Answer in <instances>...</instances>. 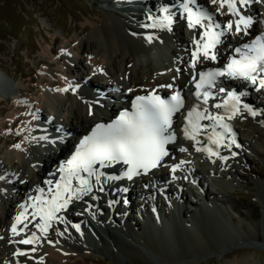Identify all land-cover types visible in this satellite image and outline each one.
Segmentation results:
<instances>
[{
  "label": "bare ground",
  "instance_id": "6f19581e",
  "mask_svg": "<svg viewBox=\"0 0 264 264\" xmlns=\"http://www.w3.org/2000/svg\"><path fill=\"white\" fill-rule=\"evenodd\" d=\"M199 1L207 11L215 16L216 22H232L235 25V20L239 18L228 15L226 8L217 11L218 5H213L211 0ZM250 5V10L247 9L244 11L243 8H240L242 15L251 17L253 20V24L248 29V33L257 32L264 27V2L252 3ZM129 12L131 11H127L128 16L130 14ZM134 13L137 15L136 20L134 19L137 22L130 20L128 16H119L110 11L105 14L108 18L106 21L101 20L99 22L97 21L98 17L89 15L87 22L84 23L83 29L80 31L82 36L78 34L75 38L70 37L68 32L58 29L63 37V42L56 49L58 51L66 49V52H61V57L49 55L54 53L55 49L47 42L48 46L44 51L47 52L49 58L46 56H40L38 58L41 63L39 70L41 71V79L39 85H36L38 93H31L34 89L32 85L25 89V97L12 95V97L5 101L3 98H0V103L2 104V101L6 102L9 104L10 109H17V107L21 106H26L29 109L33 105V110H36L33 113H47L45 114L46 117L51 114L55 115L52 121L47 119L52 129L61 131L67 129L71 134L78 135L85 133L95 122L102 120L98 101L91 92L94 86L98 87L94 88L95 90L108 85L112 86L114 90H119L121 94L119 100L124 104L129 102L134 96L144 94L146 89L164 91L168 87H161V85H172V87L177 86L178 88H184L190 85L188 79L193 72L190 64L193 59L192 52L196 48L194 38L199 36L202 29H189L180 16L175 17L177 22L173 23L171 31L144 27L143 25L151 24L153 21L149 20L148 16L143 15L141 12L135 11ZM148 32H157L156 37H153L151 42L148 41L146 36ZM230 33V36L228 34L224 36V41L227 44L233 40L236 44L242 37H246L243 33L236 34L234 30ZM229 37H233V40H230ZM158 39H163L161 44L166 46L165 50L156 44ZM43 40L47 41L45 38ZM170 43L174 46L171 47ZM164 57L165 60L163 61L162 58ZM54 62H60L57 65V69L55 68V73L51 70V64ZM201 66L202 64L198 63L195 70L200 69ZM71 68L74 69L77 76H71ZM177 69H179V72H177ZM33 80H35V76L29 78L31 83H33ZM51 82H56V85L52 86ZM253 87L255 86H249L250 89ZM64 89H67V91H63ZM73 89H77L75 94L72 93ZM258 92L261 95L264 93V89H260ZM110 93L111 91L108 92L109 97L111 95ZM241 100H244V97H241ZM256 103L252 105V101L249 103V106L256 112L260 110L259 115L253 117L245 111L238 112L231 120L225 119L224 122L230 125L232 129L231 134H225V144H230L228 138L230 135H233L236 144L240 145V147H236V144H230L228 148H222L220 156L226 157L227 161L217 157L204 158L200 152L195 150V147L208 142L201 135L207 133L205 131L209 132L210 130L202 128L200 135L197 137L201 141V145L194 146V141L186 139L185 137L179 139L176 143V148L173 149L167 161L169 167L160 169L152 177H156L154 179H157L156 182L159 185L156 183V186L153 187L151 186L152 182H145V178L137 180L142 190L140 194L144 196L141 202L135 203L130 208H124V206L114 207L113 204L110 207V203L106 202L109 198L107 199L102 193H98L97 187H93L89 195L91 198L85 196L81 199V202L73 199L67 209L56 213L58 219H56L55 223L51 224L49 227L50 230H47V232L50 231L52 233L51 237H48L49 233L47 234L37 228V225L41 223L40 213L32 205L34 202L39 203L35 201V198L38 196L40 189L44 190L41 195L42 200H50L56 191V185L54 186L53 184H57L59 181L58 169L61 166L60 162L65 152L68 150V146L66 145L59 152L57 149H52L49 146L46 152L40 153L36 150V143L33 141V136L40 134V131H33L34 128L32 126L29 127L27 123L29 118L27 116L29 114L27 112L20 114L14 112L6 115V118H2L3 120L0 119L1 128L4 129V136H12L13 138L11 137L10 140H14L18 144L8 150L5 149L4 152H0V158L5 160L13 175L16 172H20L21 175L17 179L12 178L11 182H6V184L3 182L0 183V237H2L0 238V264H16V262L18 264L21 262L24 264H122L115 258L100 262L97 259H90L88 257L87 254L90 250L88 246L90 243L83 234L75 230L73 225L78 224L81 230H89L98 239L105 242L108 241L102 235H99L100 233L95 231L89 223L84 209L87 205L93 208L90 212L93 218L99 222H97L98 225L103 224L105 226L103 232L110 240L117 239L119 236L116 234L118 232L114 231L111 227L115 224V228L119 227L121 229L120 227H125V229L132 231V227H135L140 231L141 221L143 220L146 222L145 225L148 231L154 232L155 227L151 222L152 214L148 209V204L162 215L163 222L171 229L170 232L176 229V220H178L187 236L185 238L179 236L181 243L177 240V234L176 236L174 235L176 238L172 236L174 238L172 241H165L163 243L165 245L166 242L170 243V246L173 248L171 254L167 255L165 252L159 250L158 242L154 241L153 235H151V238H153L151 241L142 234V230L135 235V238H137L141 234L140 236H143V239H145L146 247L157 252L163 262L192 264V261L195 259L193 257L218 250L225 257L228 250L225 249L226 247L223 248L219 245L216 247L217 245L215 246L209 239V235L206 233V230H208L206 227L209 225L206 226L203 216L205 215L206 217L208 212H214V217L218 218L229 229L243 225L241 220L242 215L240 212H236L238 210H236V205L227 201L230 203L229 206H226L227 209L232 210L234 213L236 212L237 218H240V221H231L229 211L227 209L225 210L224 206L219 205L214 195L215 192L212 189L226 191L228 184L223 180L227 177L236 181L235 179L239 176V172L235 168L237 166L235 161L239 163L246 162V152L258 154L264 158V149L262 148L264 146V106L262 103L259 104L258 100H256ZM203 108L205 107H201L198 110H202ZM206 108L212 114H219V110L212 111L208 106ZM21 112L23 111L21 110ZM46 117L43 116L45 120ZM256 117H258V122H252ZM15 123L17 124L15 132L9 131V127L11 128ZM185 124L186 119L180 116L177 119L175 129L177 128L179 130V126L184 128ZM200 124L206 126L207 129L208 127L211 128L213 121L202 120ZM261 141L263 143L262 147L260 144ZM180 147H185L188 151L180 152ZM238 157L242 160H238ZM181 160L186 161V163L181 165V171L178 172L177 170L173 173L178 186L177 190H175L172 186L167 185L161 176L168 175L171 172V167L178 164ZM0 175L3 177L4 173L0 171ZM188 175L200 190L199 195H194L195 200H191L185 196L186 191L193 192L190 185H186L187 182H185ZM1 177L0 179L2 181L3 179ZM48 181L52 183L49 184L47 183ZM49 189L52 191H49ZM122 189L127 188L123 186ZM161 189L166 192L167 201L171 204L170 207H164V203L161 202L159 196V190ZM11 190H14L15 194H19L18 200H13ZM174 190L177 191L176 194H173ZM130 192L134 194L135 191L130 190ZM179 192L180 196H177ZM147 195L150 197L149 201L145 198ZM93 197H96V199H93ZM178 198L180 199V203L176 202ZM111 200L114 201L115 199ZM121 200L124 201L123 199ZM20 202H24L23 205L28 209V212L26 215L21 216V222L17 224V231L20 234L15 235L11 231V228L14 224L13 220L17 215L21 214V209H23L20 207ZM181 203L193 208L189 211L183 208L180 205ZM134 207L136 216H133L131 213ZM118 208H122L123 212H120ZM110 212L113 213L111 219L108 217ZM34 213L36 214L34 215ZM189 213L192 215H188L189 218H186L185 215ZM137 214L142 219L141 221L140 219L137 220ZM61 215L62 219H60ZM175 215L176 217H174ZM32 216L34 217L32 219H35L34 224L27 225L25 228V220ZM213 219L212 217L211 220ZM149 220L150 223L148 224L147 222ZM189 223L195 228L196 232L189 228ZM170 232L168 233L169 237L167 239L172 235ZM33 233L38 236L37 243H19L20 240L33 237ZM254 233L255 226H247V232L244 231L240 234H235L225 242L228 245L239 240L249 242L255 239L256 236ZM132 236L134 235L130 232L127 234L128 238L134 240ZM181 244L185 247L181 248ZM95 247L97 248V246ZM32 248L35 249V253H28V249ZM18 252H24L26 255H18ZM120 252L127 254L129 250H120ZM79 260H82L83 263H79ZM220 264H257V261L254 258H245L242 260L227 259Z\"/></svg>",
  "mask_w": 264,
  "mask_h": 264
},
{
  "label": "snow or ice",
  "instance_id": "6c2138e0",
  "mask_svg": "<svg viewBox=\"0 0 264 264\" xmlns=\"http://www.w3.org/2000/svg\"><path fill=\"white\" fill-rule=\"evenodd\" d=\"M261 2H264V0H211L213 5H218L217 11L227 8L228 15L239 17L235 25L232 22L221 25L214 20L211 13L202 6H198V0H182L180 15L181 18L186 19L188 28L203 30L198 38H194L196 48L192 52L193 59L190 67L195 70L198 63L203 64L206 60L217 61L216 48L217 45L222 43L221 37L225 36L226 32L234 30L236 34L243 32L244 35H248V29L253 24V20L251 17L242 15L240 8ZM148 19L152 20L153 23L143 25L144 27L171 31V26L174 23V13L170 12L168 8H164L161 16L153 18L150 15ZM217 29L220 30L217 31ZM147 39L151 42L152 37L148 36ZM177 72H179V69H177ZM219 77L246 81L257 86V91L264 89V36H257L251 42L236 47L233 50V56L230 57L229 63L226 64L224 69L193 72L192 79L196 81L195 88L197 89L193 95L202 104L207 105L210 97L215 98L212 96L210 89L216 86ZM161 87L171 88L172 85H161ZM202 89L208 90L201 91ZM63 91H67V89ZM225 91V88H219V92ZM183 104L184 100L178 91L170 99H162L153 91L148 95L135 97L133 112H122L114 123L108 125L97 124L91 134L83 138L70 159L61 164L58 170L62 175L55 186L56 191L51 199L41 200L39 196L35 198V201L39 203L34 202L32 207L38 210L41 220L37 228L46 233L51 226L50 222L57 218V212L67 209L74 198L79 200L83 196L89 195L93 190V177L95 183L101 186L98 190L102 191L107 181L124 178L132 180L134 176L147 175L152 169L165 167L162 162L165 157L169 156L166 145L176 139L175 135L169 132L173 124L172 117L180 111ZM212 106L217 109L224 108V114H212L206 107L198 110L199 106L192 108L187 113L186 124L182 130L186 139L194 141V146L201 145V141L197 137L200 135L202 128L206 130V126L200 124L202 120L213 121L211 125L212 134L207 136L209 144L215 145L216 148L221 146L225 134L232 133L230 125L224 121L226 118L231 120L238 114L240 96L235 92H229L228 98L222 104L216 103ZM244 110L253 117L259 115L258 112L246 104ZM217 128L223 129V131L217 132ZM42 139H45V137H42ZM230 144H236L234 137ZM230 144H223V147L228 148ZM236 147H240V145L236 144ZM195 150L208 154L209 158L216 156L221 160L227 159L220 156V153L214 151L210 146H197ZM179 151L187 152L188 149L180 147ZM185 163L186 161L181 160L171 167V172L175 173ZM116 165L126 166L121 175H107L102 171V169L112 168ZM74 180L78 184L75 189L73 188ZM47 183L51 184L52 182L48 181ZM43 191V189H40L41 193ZM49 191L52 190L49 189ZM65 193H67L66 197ZM93 199H96V197H93ZM112 203L114 202H110V207ZM20 207L25 208V205L21 204ZM23 215L24 213H21L15 217L16 223L11 228L15 235L20 234L16 225L21 222V216ZM24 227L26 228L27 224ZM73 227L77 231L80 230L78 224L73 225ZM35 239L37 237L33 233L32 239L20 240L19 243L31 244ZM17 254L26 255L24 252H18Z\"/></svg>",
  "mask_w": 264,
  "mask_h": 264
},
{
  "label": "rangeland",
  "instance_id": "374dc122",
  "mask_svg": "<svg viewBox=\"0 0 264 264\" xmlns=\"http://www.w3.org/2000/svg\"><path fill=\"white\" fill-rule=\"evenodd\" d=\"M100 5L99 0H0V69L12 78V83L17 90L25 92V89L28 87L33 85L34 88H36V85H39L41 79V71L39 70L41 66L38 58H40V56H46L49 58L50 54L48 55L47 52L44 51L48 46L47 42L51 44L53 49H56L63 42V37L58 29L68 32L70 37L75 38L80 34L89 15L98 17L97 21L99 22L108 19L105 15L106 12H103ZM79 36L82 35L80 34ZM43 38L47 39V41H44ZM31 48H38V50H31ZM53 68L51 70L55 73V68L57 69V66H54ZM29 76H35L33 83L29 81ZM75 76L77 75L75 74ZM35 92L36 89L31 93L34 94ZM258 97L259 96H254L252 100L255 102ZM0 98L5 97L0 96ZM259 98H264V94L262 93ZM3 100L5 101L6 99ZM261 103L264 106V99L260 101L259 104ZM14 112L20 114L25 113L26 111L21 112L17 109H10L9 104L6 102L2 104L0 103V119L6 118V115ZM257 119L258 117L253 119L254 121L252 122H258ZM4 135V129H2L0 125V138L3 139L0 143V149H10L11 146L8 144V140L2 138H8L9 136ZM260 144L262 147V141ZM262 148L264 149V146ZM237 159L239 160L240 158L238 157ZM245 159H247V161L243 163L235 161L237 164L235 168L239 172V176L235 179L236 181L228 177L223 180L228 184L226 191L212 189L215 192L214 195L219 205L224 207L229 206L230 203L236 205V210L238 209L236 212H240L242 215L241 220L243 225L241 227H233L232 229H229L218 218L214 217V212H208L206 217L204 215L203 219L206 226H210L206 227L208 229L206 230V233L209 235V239L215 246L217 245L216 247H218V245L223 248L226 247L225 249H227L228 252L225 254L226 258L219 250L197 255V258L193 257L195 259L192 261V264H220L227 259L242 260L245 258H254L256 259L257 264H264V248H257V243L264 245V158L258 154L246 152ZM1 164H4L8 171L9 166L5 161L2 160ZM18 174L20 175V173ZM18 174L16 176H18ZM5 175H8V173L6 172ZM17 196V194H14L13 198L15 199ZM145 197L146 200H150L148 195ZM188 198L191 200L196 199L192 194H188ZM140 199L142 200L143 198L141 197ZM149 206L150 205L148 204V208ZM183 208L191 211L193 207L184 205ZM227 211H229L232 216L231 221H240V218H237L236 212L234 213L232 210L228 209ZM131 213L133 216H136L135 208ZM188 215L192 214L189 213L185 215V217L187 218ZM212 217L214 218L213 220H211ZM138 219H140V216L137 214V220ZM141 220L142 219H140V221ZM30 222L31 221L28 219L27 223ZM94 222L96 228H100V231L103 233L104 226L102 224L98 225V221L94 220ZM251 225L255 226L254 235L256 237L254 240L249 242L239 240L229 245L225 242L235 234H240L244 231L247 232V226ZM145 227L146 226H144L142 222L140 225V231L142 230L141 232H143ZM120 228L124 230V232H121V234L119 232L116 233L119 235L117 239H112L113 241L110 240V242H105L99 239L96 241L97 248L90 244L88 246L90 248L88 251L89 253L87 254L88 257L90 259H97L100 262L107 260V258H115L122 264H173L170 262H163L157 252L147 248L145 239H143V236H140L141 234L135 238V235L138 232L140 233L138 228L136 229L135 227H132V231L123 227ZM180 228V223H177L176 229L171 232L172 235L169 238L170 240L162 239L159 233L157 234L153 232L151 234L149 232V235L145 233L142 234L145 235L149 241L153 239L151 238V235H153L154 241L158 242L159 250L168 255L173 252V248L170 246L169 242L176 238L174 235L176 236L177 234V240H179V243H181L179 236H182L183 238L187 236L186 232ZM129 232L134 235L132 236L135 240V243L133 244L128 243L123 238V236L127 237ZM48 233V237H51L52 233H50V231H48L47 234ZM104 236V238L109 239L105 233ZM165 241L169 242H166L165 245L163 244ZM239 243L242 244L239 245ZM106 244L107 246L110 245L108 247L109 249L106 248ZM180 247L184 248L185 246L181 244ZM124 248L128 249L129 253L122 254L120 250L124 251ZM145 251L148 252V255ZM79 263H83L82 260H79Z\"/></svg>",
  "mask_w": 264,
  "mask_h": 264
}]
</instances>
